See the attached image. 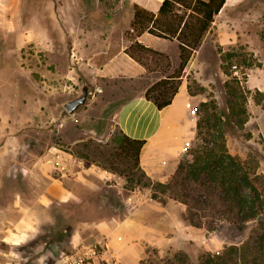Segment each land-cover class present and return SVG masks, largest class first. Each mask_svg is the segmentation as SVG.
Wrapping results in <instances>:
<instances>
[{
    "label": "rangeland",
    "instance_id": "obj_1",
    "mask_svg": "<svg viewBox=\"0 0 264 264\" xmlns=\"http://www.w3.org/2000/svg\"><path fill=\"white\" fill-rule=\"evenodd\" d=\"M32 2L40 17L36 14L31 21L27 10L33 6L24 1L16 22L14 11L3 4L6 14L0 22V264H62V251L92 264H199L206 252L219 253L245 242L259 219L233 223L222 217L205 218L200 226L191 225L183 216L186 204L173 198L163 204L152 198V187L127 181L131 169L115 141L121 130L114 114L116 104L136 93L139 83L133 86L107 78L93 83L85 76L94 93L71 117L62 103L83 84L84 76L75 70L76 56L58 49L47 52L44 41L30 38L29 29L41 25L45 16L55 26L67 14L103 20L115 15L117 39L126 43L133 33L129 20L133 8L121 5V0H98L92 11L80 0ZM176 50L169 47L173 60ZM166 62L160 63L162 68ZM183 80L195 98L194 110L210 100L224 108L229 81L244 89L246 98H239L246 108V122L226 128L227 146L264 175V0H240L222 9ZM189 140L190 148L182 150L180 159L202 143L196 133ZM56 150L65 153L67 171L52 161ZM83 169L93 182L77 181ZM65 186L76 192L68 202L57 197ZM135 204L157 229L149 230L146 240L138 238L136 245H130L134 261L128 256L129 262L115 252L123 249L121 239L113 249L110 233L89 229L84 222H109L129 213L128 208L134 212ZM16 221L25 223L23 230L7 228ZM76 221L84 223L80 231L72 224ZM176 253L182 256L174 257Z\"/></svg>",
    "mask_w": 264,
    "mask_h": 264
},
{
    "label": "trees",
    "instance_id": "obj_2",
    "mask_svg": "<svg viewBox=\"0 0 264 264\" xmlns=\"http://www.w3.org/2000/svg\"><path fill=\"white\" fill-rule=\"evenodd\" d=\"M225 2L164 0L157 14L134 5V18L131 22L133 33L131 44L126 49L129 55L147 66L146 60L152 55V59L159 63V68L166 74L171 68L169 56L146 47L137 38L149 32L161 38L176 39L179 43L178 67L153 83L145 92L146 98L159 109L171 104L179 92L186 67L194 53L202 47L204 36L211 31L215 15L221 11ZM163 59H167V62L162 68L160 63ZM225 86L227 95L224 108L219 109L210 100L202 101L195 109L199 116L196 136L202 138V143L191 148L186 158L179 160L168 181L153 183L143 170L140 155L146 139L133 138L120 131L115 141L119 152L130 164L131 174L125 175L127 181L152 187V198L163 204L168 198L186 204L183 216L191 225L200 226V221L205 218L210 221L214 218L215 221L222 217L233 223L259 219L245 242L226 246L219 253L206 252L201 255L199 264H264V175L253 171L248 161L228 149L227 129L236 125L243 126L247 112L239 98H246L244 89L235 86L232 81ZM123 101H119L117 107ZM210 209V215H213L211 218L207 213ZM181 256L180 253L174 255Z\"/></svg>",
    "mask_w": 264,
    "mask_h": 264
},
{
    "label": "crops",
    "instance_id": "obj_3",
    "mask_svg": "<svg viewBox=\"0 0 264 264\" xmlns=\"http://www.w3.org/2000/svg\"><path fill=\"white\" fill-rule=\"evenodd\" d=\"M24 1H27V6L29 7L30 5L28 4H32L33 7L27 11L28 14L31 12V21L35 20L36 14L38 16L39 13L34 12L36 8H34L35 4L32 1L37 0H14L11 4H9L10 0H7V2L5 0H0V22L2 23L3 16L6 14L4 12L2 13L3 4H6L7 8H11L12 11H14L12 20L15 19L16 22L17 14ZM46 1L47 0H43V2ZM48 1L52 2V0ZM80 1L83 2L85 8L90 11L98 7V0ZM163 1L164 0H121V5L133 8V11L129 14L131 30V22L134 18V5H138L157 14ZM239 1L240 0H226L222 9H229ZM180 12L182 11L180 10ZM189 12L190 10H188V13ZM220 12L215 15V20L211 29L216 23L217 16ZM7 16H9V14ZM46 17L49 20H46ZM60 19L59 25L53 26V20L45 16L44 20L40 22L41 25L29 29L30 38L36 42L40 40L44 41V49L47 52L56 51L58 49L67 53V55H75L77 59V62H75V70L82 73L84 76L83 82L87 81L90 83L85 78L86 76L93 83L99 82L103 78L123 79L124 81H129L133 86L139 83L137 92L126 97L123 103L116 109L114 114L115 121L123 133L133 138L147 140L141 151L140 161L143 170L150 179L154 182L168 181L178 164L177 162H179L185 142L193 138L196 133L197 118L193 107L195 98L193 94L190 93L188 84L184 83L183 77L180 90L174 96L172 103L162 109H159L153 101L147 99L145 92L153 83L165 77L168 73L173 72L175 68L178 67L180 62L178 41L176 39L170 40L161 38L149 32H144L137 38L146 47L163 52L169 56L171 68L169 72L164 74L159 68V63L156 62L154 66H151L150 63L153 62L152 55H150L146 62L153 70L147 65L137 61L126 52L127 47L131 44V40L123 43V41L120 42L117 39L118 36L115 32L117 18L115 15L106 17V20H103L90 15L67 14ZM15 22L12 21V23ZM14 26H12V29H16ZM209 33L210 30L204 36V40ZM159 43L161 46H159ZM172 45L177 49L176 60L171 58L169 52V47ZM157 60L159 62V56H157ZM71 71L72 70H70V72ZM80 163L83 165V161ZM85 171L86 170L83 169L82 172H79L77 181L86 183L93 182L89 175L84 174ZM120 192H122V190L119 191V193ZM75 196L76 192L71 189V187L65 186L64 193H60L57 197L63 199L64 202H68ZM125 197L128 199L131 196L126 195ZM47 199L51 201V197ZM132 209H135L133 210L134 212L128 208L129 213L125 214L123 217H114L109 222L106 221V223H99L98 221L95 222V224L84 222L87 223V228L89 229L95 228L96 230L110 233L112 236L110 243L113 249L119 244V242H117L118 238L121 239L123 249L115 250V252L120 255L122 253L127 261H129L127 259L128 256L133 257L131 262L134 261V252L130 245H136V243H138V238L146 240L148 236L147 232L151 229H157V227L153 228V225L144 217L143 210L140 206L138 207L135 204ZM154 209L159 211L158 207H154ZM22 221H16L10 225L7 224V228L12 231H21L25 227V223H22ZM84 223L82 221H76L72 224L77 231H80L84 227ZM141 240L139 242H141ZM135 251L137 252V249H135ZM62 252L68 254L65 251Z\"/></svg>",
    "mask_w": 264,
    "mask_h": 264
},
{
    "label": "water",
    "instance_id": "obj_4",
    "mask_svg": "<svg viewBox=\"0 0 264 264\" xmlns=\"http://www.w3.org/2000/svg\"><path fill=\"white\" fill-rule=\"evenodd\" d=\"M96 90H99V88H96ZM93 93V86L85 81L80 91L75 96L63 101L62 105L71 117H76L79 111L87 105Z\"/></svg>",
    "mask_w": 264,
    "mask_h": 264
},
{
    "label": "built area",
    "instance_id": "obj_5",
    "mask_svg": "<svg viewBox=\"0 0 264 264\" xmlns=\"http://www.w3.org/2000/svg\"><path fill=\"white\" fill-rule=\"evenodd\" d=\"M190 145H191L190 140H187L183 146V151L186 152L190 148ZM65 158H66L65 153L63 151L56 150L52 160L56 164L58 169H60L63 172L69 169L65 163ZM80 162L82 161L80 160L78 163ZM60 259L62 264H92L90 262H86L85 257H76L74 255H68L63 252L61 253Z\"/></svg>",
    "mask_w": 264,
    "mask_h": 264
}]
</instances>
